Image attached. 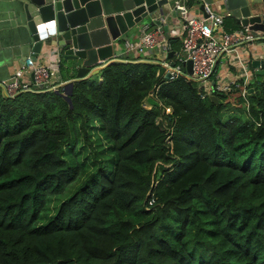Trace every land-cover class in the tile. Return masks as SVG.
Segmentation results:
<instances>
[{
	"label": "trees",
	"instance_id": "obj_1",
	"mask_svg": "<svg viewBox=\"0 0 264 264\" xmlns=\"http://www.w3.org/2000/svg\"><path fill=\"white\" fill-rule=\"evenodd\" d=\"M249 87L248 115L226 118L233 94L202 98L153 62L75 79L71 105L61 89L0 87V264H264V74ZM76 125L81 148L108 153L74 157Z\"/></svg>",
	"mask_w": 264,
	"mask_h": 264
},
{
	"label": "water",
	"instance_id": "obj_2",
	"mask_svg": "<svg viewBox=\"0 0 264 264\" xmlns=\"http://www.w3.org/2000/svg\"><path fill=\"white\" fill-rule=\"evenodd\" d=\"M211 2L230 11L241 25L264 32V0H200L199 9L205 16L204 4ZM170 3L171 0H0V10H8L17 18L20 30L15 41L24 61L26 57L36 60L44 47L47 53L55 49L63 58L72 60L70 66L76 76L60 87L71 105L73 81L97 73L110 62L158 63L149 59L124 60L112 54L120 53L116 43L127 39L129 30H135L137 24H145L150 29L158 23L155 16L169 9ZM167 26H162L166 32ZM261 41L264 46V39ZM172 53L173 50H169V56ZM107 58L98 64L99 60ZM251 65L254 73L264 74V59L253 57ZM187 68L190 70V60ZM165 77L168 78L169 73H165ZM44 85L34 84V87ZM210 98L217 100L215 94ZM148 100L156 102L152 97Z\"/></svg>",
	"mask_w": 264,
	"mask_h": 264
},
{
	"label": "built area",
	"instance_id": "obj_3",
	"mask_svg": "<svg viewBox=\"0 0 264 264\" xmlns=\"http://www.w3.org/2000/svg\"><path fill=\"white\" fill-rule=\"evenodd\" d=\"M167 10L155 16L159 21L150 29L145 24H137L135 30H130L127 39L122 40L121 44L116 43L115 47H120V53L112 55L124 60H155L164 76L169 73L167 79L184 77L195 84L202 98L216 95L218 91L233 90L234 98L238 95L245 97L250 91L249 82L254 74L248 49L264 39V32L252 30L247 25L227 28L225 20L232 15L231 12L214 10L208 3L203 7L206 16L194 12L187 0H171ZM170 11H175L176 22L166 33L162 26L168 25ZM169 37L178 39V48H172ZM169 50H173L171 56ZM49 54L55 55L53 60L33 63L29 59L31 63L23 62L8 78L0 81L2 93L10 96L25 90L60 89L66 81L60 78L61 57L55 49L47 56ZM127 55L134 58L125 57ZM223 56L227 59L228 67L234 69L232 79L227 83L221 81L223 74L218 71ZM108 59L99 60L98 64ZM189 60L190 70L187 68ZM26 71H30L29 77L24 75ZM42 83L45 85L34 87V84ZM152 94L150 91L144 98L145 106H150L148 97ZM244 104L248 107V102Z\"/></svg>",
	"mask_w": 264,
	"mask_h": 264
},
{
	"label": "crops",
	"instance_id": "obj_4",
	"mask_svg": "<svg viewBox=\"0 0 264 264\" xmlns=\"http://www.w3.org/2000/svg\"><path fill=\"white\" fill-rule=\"evenodd\" d=\"M199 2L200 0H197L196 2L193 3H189L190 5L193 6V10L194 12H199L202 13L201 9H199ZM214 10L217 11H225L223 10L221 7L222 6H218L216 3H208ZM158 10V9H157ZM168 11L167 9H164V12ZM175 12L170 11L169 12V17H168V26H167V32H169V28L171 26H175ZM229 18H231L232 22H235L239 25H241L239 22H237L236 18L231 15L229 16ZM234 24V23H233ZM0 35H1V40H0V81L8 78L12 72L19 66H21V64L23 62H29L31 63V61L29 59H31L30 57H26L25 61L23 59V56H21V53H18V48L16 46V34L18 32V30H20L19 28V24L17 21L16 16H13L8 10H0ZM131 31L129 30L128 33H130ZM121 40H119L118 44H121ZM262 41H257L254 45H252V48L248 49L250 51L249 53V57L253 58V57H259L261 59H264V46L263 44H261ZM44 49H46L45 47L42 49V51L39 53V55L36 57V60H33L32 62H36V63H40V62H45L48 60H53L55 55L53 54H49L47 56V50L45 51ZM56 53V52H55ZM60 57L63 58L62 54H60ZM64 59V64L66 65V69H65V73H69L71 71H74V76H76L75 70H73L70 67V64L72 62L71 59ZM226 58L223 56L218 64V71H220L221 74H223V76L221 77V81L223 83H227L232 79V74L234 72V69L232 67H228L227 62H226ZM253 67V66H252ZM30 72V71H29ZM28 71L25 72V76L29 77L30 73ZM99 73V71L97 72ZM96 73V74H97ZM95 74V73H94ZM92 75V74H91ZM101 76L99 75L98 78H100ZM234 91V90H233ZM233 91H229L228 93H233Z\"/></svg>",
	"mask_w": 264,
	"mask_h": 264
},
{
	"label": "rangeland",
	"instance_id": "obj_5",
	"mask_svg": "<svg viewBox=\"0 0 264 264\" xmlns=\"http://www.w3.org/2000/svg\"><path fill=\"white\" fill-rule=\"evenodd\" d=\"M231 20V18H226V22L228 23L229 21ZM146 21H148V19H146ZM179 41L175 43V45H173L174 47L178 48L179 47ZM254 68V67H253ZM260 75V74H259ZM251 88V87H250ZM251 91V90H250ZM249 91V92H250ZM232 98V95L230 96V98L228 99H231ZM234 101V102H233ZM233 102V103H232ZM239 104L237 103L236 101V98H232L231 100V104L225 109L222 111L221 115L223 118H226L228 117L229 115H232V114H241L243 116H247L245 115L244 113L246 112L245 110H243V107L241 106V108L238 107ZM78 124V123H76ZM91 126L88 127V132L91 134V136L94 138L96 136V131H95V123H91L90 124ZM93 126V127H92ZM76 127L80 130L81 132V135H80V138L77 139L75 141V143L73 144L72 146V150H73V153L72 155L74 157H80V158H84L86 157L87 153H90L91 156L95 153V152H103V153H108V150L106 147L107 143L105 142L104 143V140L101 141L100 145L96 144V147L93 148L92 144H90V146H88V151L84 150L83 148H81V143H84V133H83V129L78 127V125H76ZM79 150V151H78ZM93 159V157H91ZM89 158V159H90ZM89 159L86 160V164L84 165V168L81 170L79 176L77 177V179L75 181H73L72 183L68 184V186L64 189V192L57 196H53L51 198V200L49 201V211H53L55 206L57 205V203L60 201L61 197L67 193H69L70 190L73 189L75 183H77L80 179H82V177L87 173L89 172L92 167H95V165L93 166V162H91ZM97 163V161L95 162ZM94 163V164H95Z\"/></svg>",
	"mask_w": 264,
	"mask_h": 264
}]
</instances>
